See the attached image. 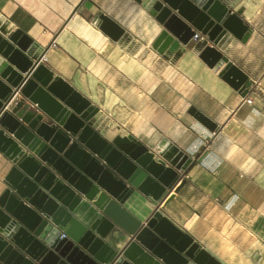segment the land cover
Wrapping results in <instances>:
<instances>
[{
	"label": "water",
	"instance_id": "water-1",
	"mask_svg": "<svg viewBox=\"0 0 264 264\" xmlns=\"http://www.w3.org/2000/svg\"><path fill=\"white\" fill-rule=\"evenodd\" d=\"M137 1L156 26L157 53L176 59L198 31L212 45L197 42L193 50L246 94L251 83L223 54L232 39L249 35L232 12L238 0ZM97 22L114 39L124 33L105 15ZM11 28L0 21V151L12 163L0 193V264H221L160 209L189 157L165 138L153 149L131 135L104 140L99 109L53 76L42 53L29 57L32 41ZM190 112L219 148L216 125ZM134 190L156 204L143 222L123 207ZM93 209L90 223L78 219Z\"/></svg>",
	"mask_w": 264,
	"mask_h": 264
},
{
	"label": "crops",
	"instance_id": "crops-1",
	"mask_svg": "<svg viewBox=\"0 0 264 264\" xmlns=\"http://www.w3.org/2000/svg\"><path fill=\"white\" fill-rule=\"evenodd\" d=\"M232 12L250 30L223 52L251 83L244 96L199 57L195 42L174 60L157 53L156 26L137 0H0V21L32 41L29 57L42 53L53 76L99 109L104 140L131 135L153 149L165 138L189 157L162 214L221 264H264V0H238ZM99 15L123 35L101 30ZM190 111L216 125L219 148ZM11 167L0 151V193ZM155 206L136 190L123 204L141 222ZM95 215L77 213L83 223Z\"/></svg>",
	"mask_w": 264,
	"mask_h": 264
},
{
	"label": "built area",
	"instance_id": "built-area-1",
	"mask_svg": "<svg viewBox=\"0 0 264 264\" xmlns=\"http://www.w3.org/2000/svg\"><path fill=\"white\" fill-rule=\"evenodd\" d=\"M190 41L195 42V43H197V42H206V44L208 42L207 38L204 35H202L200 33H196V32L192 35V37L190 38ZM243 102H245L247 104H252V98L250 96H246L243 99ZM63 236L64 235L62 234L60 237H63Z\"/></svg>",
	"mask_w": 264,
	"mask_h": 264
},
{
	"label": "bare ground",
	"instance_id": "bare-ground-1",
	"mask_svg": "<svg viewBox=\"0 0 264 264\" xmlns=\"http://www.w3.org/2000/svg\"><path fill=\"white\" fill-rule=\"evenodd\" d=\"M221 227V226H220Z\"/></svg>",
	"mask_w": 264,
	"mask_h": 264
}]
</instances>
